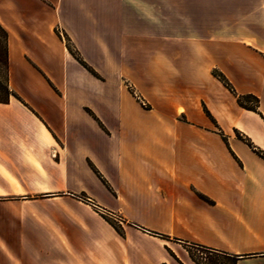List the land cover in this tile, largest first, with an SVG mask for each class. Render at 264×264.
Wrapping results in <instances>:
<instances>
[{
    "label": "crops",
    "instance_id": "1",
    "mask_svg": "<svg viewBox=\"0 0 264 264\" xmlns=\"http://www.w3.org/2000/svg\"><path fill=\"white\" fill-rule=\"evenodd\" d=\"M239 1L0 0V264H264V0Z\"/></svg>",
    "mask_w": 264,
    "mask_h": 264
},
{
    "label": "rangeland",
    "instance_id": "2",
    "mask_svg": "<svg viewBox=\"0 0 264 264\" xmlns=\"http://www.w3.org/2000/svg\"><path fill=\"white\" fill-rule=\"evenodd\" d=\"M202 8L204 7H215V10L219 14L224 12L225 7L232 8L233 11H239L241 8V3L239 0H216L215 3L202 2ZM2 76V71L0 70V78ZM128 88H133L131 85L126 83ZM144 96L142 99V104L144 107L148 108H162L164 107V83H152L147 84L145 88H142ZM35 198H43V196H34ZM39 201H49L48 199L39 200ZM72 202H92L94 199L91 196L79 195V199H72ZM100 215L112 224L114 227L119 229V224L121 221V215L117 212H113L107 209H101ZM171 246H173L177 252L184 254H174L173 251L169 250L171 255L178 261L181 262L180 257L190 258L197 264H232L229 258L223 256L210 255L208 251L204 249H199L195 246L182 244L176 241H171Z\"/></svg>",
    "mask_w": 264,
    "mask_h": 264
},
{
    "label": "trees",
    "instance_id": "3",
    "mask_svg": "<svg viewBox=\"0 0 264 264\" xmlns=\"http://www.w3.org/2000/svg\"><path fill=\"white\" fill-rule=\"evenodd\" d=\"M66 45L70 52L79 60V62L87 68L92 74L95 76H98V74L90 68L80 57L78 56L77 52L74 50V48L70 45L69 39L65 36ZM7 66H8V59H7V32L6 30L0 25V70L2 71V76L0 78V102H7L9 99V96L11 94L10 89L8 87V80H7ZM214 76H216L223 84L226 86L230 91H232L236 97V100L238 104L244 108L251 109L254 111H257L259 100L258 98L253 94H238L232 84L219 72L214 71ZM128 90L132 93L134 92V88H128ZM207 115L213 120L209 112L206 110ZM214 121V120H213ZM250 145V143H248ZM264 157V155H263ZM84 195V194H83ZM112 225V224H111ZM113 226V225H112ZM114 227V226H113ZM117 231L116 227H114ZM154 235H158L163 238H167L168 236L165 234H162L160 232L151 231ZM191 246H195L199 249H204L208 251V253L215 252V250L209 249L205 246L199 245V244H191ZM213 255V254H210ZM247 255H242L241 257H244ZM237 258L233 259V264L236 261Z\"/></svg>",
    "mask_w": 264,
    "mask_h": 264
}]
</instances>
